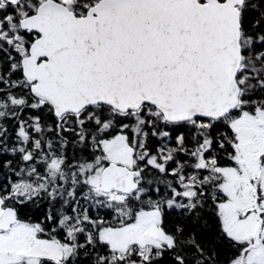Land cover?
Returning <instances> with one entry per match:
<instances>
[{
    "label": "snow or ice",
    "instance_id": "snow-or-ice-1",
    "mask_svg": "<svg viewBox=\"0 0 264 264\" xmlns=\"http://www.w3.org/2000/svg\"><path fill=\"white\" fill-rule=\"evenodd\" d=\"M0 264H264V0H0Z\"/></svg>",
    "mask_w": 264,
    "mask_h": 264
}]
</instances>
